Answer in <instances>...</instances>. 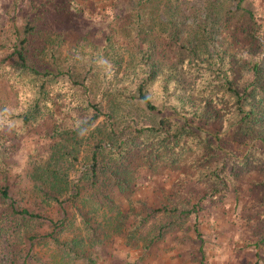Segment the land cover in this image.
I'll return each mask as SVG.
<instances>
[{"label": "rangeland", "instance_id": "1", "mask_svg": "<svg viewBox=\"0 0 264 264\" xmlns=\"http://www.w3.org/2000/svg\"><path fill=\"white\" fill-rule=\"evenodd\" d=\"M28 20L33 39L59 46L55 62L80 80L50 86V103L78 107L34 119L36 93L22 81L13 88L0 68V185L41 216L0 215V264H264V0H0V61L6 34ZM148 76L153 107L138 101L115 123L105 116L70 144L55 142L54 120L75 130L88 103ZM239 103L257 120L251 143L234 134ZM120 140L132 177L91 185L94 147ZM53 160L61 185L48 197L39 187ZM194 205L201 234L191 215L151 242L168 220L152 210Z\"/></svg>", "mask_w": 264, "mask_h": 264}, {"label": "trees", "instance_id": "2", "mask_svg": "<svg viewBox=\"0 0 264 264\" xmlns=\"http://www.w3.org/2000/svg\"><path fill=\"white\" fill-rule=\"evenodd\" d=\"M35 30L33 22L28 20L21 31L13 34H6L7 53L5 52L3 59L0 61V68L7 69L9 72L7 75L12 81L13 88L16 89L17 85L22 81V86L26 90H33L36 93L32 106V111L34 113L32 114V117L34 116V119L38 117L46 118V115H49L50 113H53L55 116L67 113L70 114L77 110V104L71 102L70 104L61 105V103L57 102L61 106L56 108V104L54 105L49 101L51 98L50 86H58L63 77H68L75 85L80 80L74 76L73 72H65L61 70L60 66L55 62L59 46L53 44L48 38L33 39L36 36ZM257 68L258 65L255 64L254 70ZM133 79L134 81L138 80L137 78ZM255 79L256 74L252 75L251 80L249 79L248 82H245L249 83L247 88L253 89L256 86L257 81ZM149 87L150 83L148 76L140 82L137 81V84H135L131 90L123 87L115 93L103 92L101 98L105 99L104 97L106 95L108 98L107 103L104 104L103 100L100 102L88 103L86 109L90 116L75 130L68 131V129L63 126V128H60L59 121L54 120L56 123L53 122L52 126L54 129H58V133L55 135V142L57 144H70L75 140V136H77L78 133L88 131L102 117L107 116L114 122L113 119H115V115L119 110L124 112L123 108H132L131 105L138 101H141L142 104L146 103L150 107H153L151 104V98L146 91ZM131 92H135V94H132ZM248 93L249 92H245L241 94L238 101L240 102L241 98L244 97L248 98ZM232 114L235 116L234 134L236 132L240 142L247 141L251 143L254 136L253 129L257 124V120L255 119L252 110L244 108L239 103ZM2 117L3 116H0V121ZM32 117H28V120L33 119ZM70 118L71 116L68 115V117L61 119L60 122L65 123L67 119L70 120ZM120 141L121 142L116 149L107 147L104 143L97 144L94 147L91 155L92 162L90 167L91 185L113 187L115 185H122L128 177H132L136 170L135 164L134 162H131L134 167L131 168L129 166V160L126 156L127 150L123 149L126 140ZM214 145L216 146V144ZM7 166L8 164L6 163L5 155L0 156V179L4 176V179L8 180ZM61 176V172L54 167L53 160L52 168L47 170V185L46 187L40 186L41 188L39 187V189L48 197L52 194L49 193L47 189H51L54 193H57V188L61 185ZM54 197L55 199H58L57 196ZM0 201L3 205L0 214L3 219L7 217H13L14 220L26 217L32 219L41 217L39 214L30 211V209L21 208L17 205L16 198L12 193L11 185L7 182L0 185ZM159 214H164L168 220L159 226L157 234H155L151 242H155L162 238L170 228L183 224L191 215L196 219L194 224L195 231L198 234H201L199 222L197 220V205L190 208H157L152 210L149 216L155 217ZM149 216H147V218H149ZM85 221L86 223L89 222L87 220ZM142 221L144 222L145 220ZM18 226V223L15 224V232ZM88 226H90V224H88ZM134 230H139V228L134 226ZM51 235L52 234H47L46 237ZM53 236L54 235H52V237Z\"/></svg>", "mask_w": 264, "mask_h": 264}]
</instances>
